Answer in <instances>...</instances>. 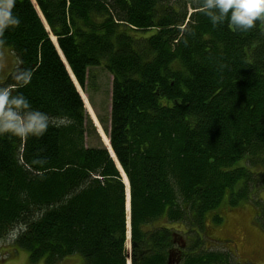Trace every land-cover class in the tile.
Returning <instances> with one entry per match:
<instances>
[{
  "label": "trees",
  "instance_id": "obj_1",
  "mask_svg": "<svg viewBox=\"0 0 264 264\" xmlns=\"http://www.w3.org/2000/svg\"><path fill=\"white\" fill-rule=\"evenodd\" d=\"M35 2L48 29L16 0L2 38L19 80L0 88L50 123L0 134V241L31 263L234 264L199 233L225 200L264 193V19L214 26L202 0ZM93 67L113 77L109 129L98 115L112 154L86 145Z\"/></svg>",
  "mask_w": 264,
  "mask_h": 264
},
{
  "label": "rangeland",
  "instance_id": "obj_2",
  "mask_svg": "<svg viewBox=\"0 0 264 264\" xmlns=\"http://www.w3.org/2000/svg\"><path fill=\"white\" fill-rule=\"evenodd\" d=\"M31 1L39 13L35 0ZM41 18L47 27L43 15ZM16 67L17 60L13 53L6 45L0 44V85L11 77L14 79L17 76L14 81L19 80ZM112 86L113 77L104 67L90 68V82L83 91L86 95L85 101L80 94L85 104L86 114L96 130L95 134L89 130L88 135H85L88 147L99 146L101 142L107 148H111L110 140L102 128L98 115L103 118L109 129ZM215 215H219L222 220L214 222ZM205 223L207 224L205 232L199 233L201 239L208 240L205 247L209 244V247L211 245L209 249L212 251L231 252L232 262L235 264H264V193H256L248 202H240L236 206H231L225 200L215 212L209 215ZM228 239L236 241L238 250L232 248L231 242H221ZM13 240L14 237L9 236L8 239L0 241V264H45L44 261L31 263L26 251L11 245ZM257 251L258 254L252 255ZM228 258L230 262V256ZM229 262L227 264H230ZM60 264H83V259L76 254L66 257Z\"/></svg>",
  "mask_w": 264,
  "mask_h": 264
},
{
  "label": "clouds",
  "instance_id": "obj_3",
  "mask_svg": "<svg viewBox=\"0 0 264 264\" xmlns=\"http://www.w3.org/2000/svg\"><path fill=\"white\" fill-rule=\"evenodd\" d=\"M16 0H0V44L4 32L18 26L21 21L13 13ZM200 11L218 25L227 18L237 30L246 31L254 27L259 19H264V0H202ZM30 75L24 74L27 83ZM61 122L63 118H57ZM49 116L30 107L27 98L20 93L13 94L7 87L0 88V134L15 136H41L49 127Z\"/></svg>",
  "mask_w": 264,
  "mask_h": 264
},
{
  "label": "water",
  "instance_id": "obj_4",
  "mask_svg": "<svg viewBox=\"0 0 264 264\" xmlns=\"http://www.w3.org/2000/svg\"><path fill=\"white\" fill-rule=\"evenodd\" d=\"M45 21V20H44ZM57 42H55V45H56V47H57V49L59 48L58 47V45L56 44ZM58 51H59V53L61 52L59 49H58ZM61 54V53H60ZM61 57H62V59H63V61H64V63H65V65L67 66V70H68V72H69V66H68V64H67V62H66V60L63 58V56H62V54H61ZM69 68V69H68ZM70 71H71V69H70ZM72 72V71H71ZM69 74H70V72H69ZM73 74V73H72ZM71 76V75H70ZM71 78H72V76H71ZM73 79V78H72ZM110 146H111V144H110ZM108 150H109V152L111 153V151H110V149L109 148H107ZM111 150H112V148H111ZM113 152V151H112ZM112 154V153H111ZM112 158L115 160V161H117L116 160V158H115V155H114V153H113V156H112ZM126 185H128V187H129V183L127 184L126 183ZM130 240V239H129ZM129 256H130V258H131V248L129 247ZM130 264H131V260H130Z\"/></svg>",
  "mask_w": 264,
  "mask_h": 264
},
{
  "label": "flooded vegetation",
  "instance_id": "obj_5",
  "mask_svg": "<svg viewBox=\"0 0 264 264\" xmlns=\"http://www.w3.org/2000/svg\"><path fill=\"white\" fill-rule=\"evenodd\" d=\"M17 76H15V78H16ZM220 219H221V217H220ZM222 220V219H221ZM221 242H231L232 243V248L234 249V248H236L237 250H238V245H237V243H236V241L235 240H232V239H228V240H224V241H221ZM211 246V245H210ZM254 251H256V250H254ZM230 253V255H232L231 254V252H229ZM256 254H258V251L256 252V253H253L252 255H256ZM230 261H231V259H230ZM235 264V263H234Z\"/></svg>",
  "mask_w": 264,
  "mask_h": 264
},
{
  "label": "bare ground",
  "instance_id": "obj_6",
  "mask_svg": "<svg viewBox=\"0 0 264 264\" xmlns=\"http://www.w3.org/2000/svg\"><path fill=\"white\" fill-rule=\"evenodd\" d=\"M85 99H86V95H85Z\"/></svg>",
  "mask_w": 264,
  "mask_h": 264
}]
</instances>
